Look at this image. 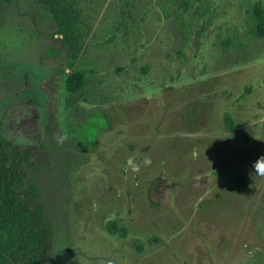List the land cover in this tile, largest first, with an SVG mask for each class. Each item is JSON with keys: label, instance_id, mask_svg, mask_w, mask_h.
<instances>
[{"label": "rangeland", "instance_id": "1", "mask_svg": "<svg viewBox=\"0 0 264 264\" xmlns=\"http://www.w3.org/2000/svg\"><path fill=\"white\" fill-rule=\"evenodd\" d=\"M259 1L82 0L77 94L52 15L0 3V122L18 145L45 144L50 264H264Z\"/></svg>", "mask_w": 264, "mask_h": 264}, {"label": "trees", "instance_id": "2", "mask_svg": "<svg viewBox=\"0 0 264 264\" xmlns=\"http://www.w3.org/2000/svg\"><path fill=\"white\" fill-rule=\"evenodd\" d=\"M34 1L53 17L55 33L52 36H59L58 41L66 52V86L69 93L77 94L88 77L81 61L87 33L81 16L82 0ZM12 2L0 0V3ZM250 19L251 34L264 38V2L251 7ZM225 124L234 132L235 122L230 114H226ZM44 145L16 144L9 137V127L0 122V264H50L55 254L54 229L45 214L41 196V176L48 166L37 151L43 150ZM239 180V185L246 189V179L242 176ZM105 228L110 235L128 237V228L116 220H108ZM142 249L140 245L139 250Z\"/></svg>", "mask_w": 264, "mask_h": 264}, {"label": "clouds", "instance_id": "3", "mask_svg": "<svg viewBox=\"0 0 264 264\" xmlns=\"http://www.w3.org/2000/svg\"><path fill=\"white\" fill-rule=\"evenodd\" d=\"M255 173L259 175H264V156L260 157L256 162H255Z\"/></svg>", "mask_w": 264, "mask_h": 264}]
</instances>
